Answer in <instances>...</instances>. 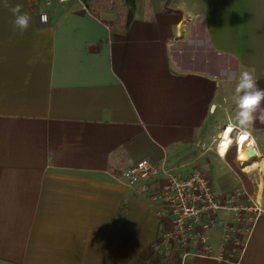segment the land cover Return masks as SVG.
I'll return each instance as SVG.
<instances>
[{
  "label": "crops",
  "instance_id": "0c3cea01",
  "mask_svg": "<svg viewBox=\"0 0 264 264\" xmlns=\"http://www.w3.org/2000/svg\"><path fill=\"white\" fill-rule=\"evenodd\" d=\"M88 3L9 0L32 17L15 34L0 4V264H264V175L210 140L241 71L264 89V0H135L124 32ZM252 139L259 167L264 124ZM141 160L199 170L219 201L261 211H218L206 243L169 251L149 183L117 178ZM223 223L239 245L220 242Z\"/></svg>",
  "mask_w": 264,
  "mask_h": 264
},
{
  "label": "built area",
  "instance_id": "2783aa9c",
  "mask_svg": "<svg viewBox=\"0 0 264 264\" xmlns=\"http://www.w3.org/2000/svg\"><path fill=\"white\" fill-rule=\"evenodd\" d=\"M55 1L65 3L70 0ZM76 1L83 9H86V0ZM51 2L52 0H44L45 5H50ZM42 17L47 18V15L41 13L39 16L41 22H46L47 19L42 21ZM230 136L231 145L234 142L236 147L237 132L234 130ZM218 145L216 153L220 156ZM245 146L255 151L253 145H250L248 141ZM236 149L238 150V146ZM224 156L220 157L224 158ZM117 178L129 187L149 183L151 189L147 199L149 202L159 205L158 217L165 218L169 225L168 231L162 235V241L166 246L168 245L169 251H174L177 247H185L191 242L206 243L208 238L205 232L216 224L215 217L218 211L234 212V218L237 220H240V212H253L258 215L261 211L257 205L252 203L250 197L248 198V202L251 203L249 206L235 203L233 196L222 202L219 201L212 191L210 179L196 169L187 175H182L172 168H167L163 162L155 165L147 160H141L122 171ZM222 229L226 234L233 232L230 225L225 223L222 224ZM223 240V244H227L230 240L231 245H239L238 237L226 236Z\"/></svg>",
  "mask_w": 264,
  "mask_h": 264
},
{
  "label": "clouds",
  "instance_id": "9594fccd",
  "mask_svg": "<svg viewBox=\"0 0 264 264\" xmlns=\"http://www.w3.org/2000/svg\"><path fill=\"white\" fill-rule=\"evenodd\" d=\"M0 4L4 8L9 9L14 19L11 21V28L15 34L17 31L23 33L28 30L32 17L29 13L22 11V5L16 4L12 6L9 0H0ZM46 21V17L41 18ZM235 103L237 109L234 118H230L227 128L221 136V142L218 147L221 157L225 154L227 146L228 134L234 130L237 132L238 139L241 141L251 136V129L257 123L264 124V89L258 86L257 77L250 71H241L237 77L235 94L229 98L224 97L223 103L228 104L229 100ZM213 108L216 106L213 105ZM255 140H250V145H254ZM222 146H225L222 150Z\"/></svg>",
  "mask_w": 264,
  "mask_h": 264
},
{
  "label": "trees",
  "instance_id": "16d2710c",
  "mask_svg": "<svg viewBox=\"0 0 264 264\" xmlns=\"http://www.w3.org/2000/svg\"><path fill=\"white\" fill-rule=\"evenodd\" d=\"M88 5L93 9V14L100 10H113L120 12L122 15L116 21V24L110 25L112 29H119L125 31L133 17L135 9V0H89Z\"/></svg>",
  "mask_w": 264,
  "mask_h": 264
},
{
  "label": "bare ground",
  "instance_id": "6f19581e",
  "mask_svg": "<svg viewBox=\"0 0 264 264\" xmlns=\"http://www.w3.org/2000/svg\"><path fill=\"white\" fill-rule=\"evenodd\" d=\"M226 129V128H225ZM225 129L219 133L218 135V144L220 145V142H221V136L222 134L224 133ZM231 133L228 134V143H227V146L225 148V153L227 152V150L229 149V147L231 146L232 144V139H231V136H230ZM248 141V138H245L243 139L242 141L240 139H238V136H237V144H236V148L238 146V150L243 147L242 149V153L240 155V157L238 158V162L240 163V167L244 170L245 173H251L253 170H256V168L254 167V165L256 164V162L254 161H250L251 159H256L258 162H262L259 157L257 156V154H255V151L252 150V152L249 154L248 153V146H245V143ZM218 145V147H219ZM219 153V151H218ZM225 155V154H224ZM246 168H251L250 170L246 169ZM262 175H264V162L262 163V166L261 168L258 169ZM259 172V173H260ZM264 179V178H263Z\"/></svg>",
  "mask_w": 264,
  "mask_h": 264
},
{
  "label": "rangeland",
  "instance_id": "374dc122",
  "mask_svg": "<svg viewBox=\"0 0 264 264\" xmlns=\"http://www.w3.org/2000/svg\"><path fill=\"white\" fill-rule=\"evenodd\" d=\"M220 131H221V130H220ZM220 131H219V132H220ZM210 136H211V137H210L211 144H212L214 147H216V146L218 145V134H216V135H215V134H212V135H210ZM231 146H234V142H233V145H231ZM200 151H201L200 153H201V155H202V157H203V156L205 155V149H204V146H201V147H200ZM239 164H240V163H239ZM235 168H236V167H235ZM255 168H256V169H259V168H261V166H259V167H256V166H255ZM238 170L241 171L240 167L238 168ZM242 173H243V172H242ZM244 174L249 175L250 173H249V174H248V173H244ZM262 183H263V182H262ZM262 185H263V184H262ZM235 203H236V201H235ZM257 206H260V205H257ZM224 212H225V211H224ZM225 214L228 215L227 212H225ZM228 233H229V234H226V232L222 229L221 234H220V237H219L221 243L224 242V240H223L224 237H225V238H226V236H227V237H231V236H230V235H231V234H230L231 232H228ZM222 247H223V245H222ZM229 248H231V247H230L229 244H228V245H226V247H223V250L225 251V250H227V249H229ZM175 249H177V248H175ZM187 250H188V248H187Z\"/></svg>",
  "mask_w": 264,
  "mask_h": 264
},
{
  "label": "water",
  "instance_id": "95a60500",
  "mask_svg": "<svg viewBox=\"0 0 264 264\" xmlns=\"http://www.w3.org/2000/svg\"><path fill=\"white\" fill-rule=\"evenodd\" d=\"M248 150V153L250 154L252 152V150L250 148L247 149Z\"/></svg>",
  "mask_w": 264,
  "mask_h": 264
},
{
  "label": "snow or ice",
  "instance_id": "6c2138e0",
  "mask_svg": "<svg viewBox=\"0 0 264 264\" xmlns=\"http://www.w3.org/2000/svg\"><path fill=\"white\" fill-rule=\"evenodd\" d=\"M224 147H225V146H222V150H223Z\"/></svg>",
  "mask_w": 264,
  "mask_h": 264
}]
</instances>
